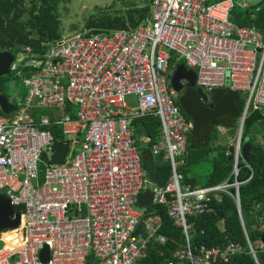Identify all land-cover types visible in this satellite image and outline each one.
Returning a JSON list of instances; mask_svg holds the SVG:
<instances>
[{
	"label": "built area",
	"instance_id": "obj_1",
	"mask_svg": "<svg viewBox=\"0 0 264 264\" xmlns=\"http://www.w3.org/2000/svg\"><path fill=\"white\" fill-rule=\"evenodd\" d=\"M259 2L152 0L150 17L135 29L78 31L44 43L42 52L24 46L14 54L9 72L24 95L14 96L10 114H0V192L23 212L19 234L0 247V264H85L90 255L93 264H138L148 243L164 240L157 234L160 216L143 217L136 208L143 189L184 235L168 264L225 262L242 251L232 242L223 248L192 243L189 218L209 212L211 199L232 186L238 204L239 183L184 181L191 125L169 85V60L170 52L184 60L206 94L229 88L246 96V112L264 108V30L231 20L233 7L254 14ZM129 95L136 105H127ZM37 110L47 114L34 117ZM146 115L160 121L151 154L170 166L163 185H151L141 166L132 121ZM51 126L72 143L81 135L76 154L62 165L50 162ZM241 141L242 127L233 174ZM44 245L47 262L39 258Z\"/></svg>",
	"mask_w": 264,
	"mask_h": 264
},
{
	"label": "trees",
	"instance_id": "obj_2",
	"mask_svg": "<svg viewBox=\"0 0 264 264\" xmlns=\"http://www.w3.org/2000/svg\"><path fill=\"white\" fill-rule=\"evenodd\" d=\"M59 1L0 0V50L17 54L22 47L29 46L35 52H42L44 43L59 39L61 37L57 13ZM151 2L152 0H143L141 1L142 5L129 3L124 11H99L87 18L84 28L95 32L112 29H135L150 17ZM258 5L260 10L254 14L250 10L241 9L237 6L233 7L231 20L238 26H255L264 30V0H260ZM169 61L171 67H176L180 63L186 66L185 61L179 59L173 52H170ZM11 77L9 72L0 77V94L5 97H7L5 91L9 87ZM188 91H191L198 98L195 89L188 88ZM231 92L225 95L229 101L227 106L221 107V109L217 107L207 109L210 111L213 126L225 125L229 118L237 121L241 117L246 96L236 91ZM212 94H215V90L210 93L214 97ZM177 104L185 118L190 121V116L183 111L178 102ZM70 111L71 117L74 118V111L72 109ZM0 114L2 115L1 111ZM40 114H47V112L37 110L34 112V117H38ZM255 123L264 125V108L256 109L249 106L242 124V138L252 133ZM132 124L135 129V137L139 143L141 164L144 167L145 154L151 156V146L156 142L160 131V121L153 115H146L134 119ZM50 129L56 140L67 142L70 146L73 144L70 155L72 158L79 145L80 133L72 143L61 135L58 127L51 126ZM142 136L147 137L148 142L142 143L139 140ZM208 151L209 149L202 148L192 151L193 159L206 158ZM43 159L49 162L45 155H43ZM213 162L212 169L204 176L202 185L210 186L224 180L230 184L237 181L239 183L238 204L233 197L235 192L233 186L228 189V193H220L213 197L209 212L189 218L193 227L191 232L192 243L223 248L232 242L241 246L242 251L240 253L232 254L225 262L218 261L213 264H264V157L249 154L246 161L239 160L236 176L232 173L233 168L230 161L214 159ZM154 165L153 173H150L151 179L158 185L165 184L170 174L168 162L163 161L159 156L156 157ZM181 171L184 174V181L194 185V181L186 175L184 165L181 167ZM136 207L144 208L143 217L152 213L160 216L161 225L157 234L164 239L163 241L153 240L148 243L145 254L138 261V264H168L175 250L185 242L181 229L174 226L165 206L152 204L151 192L148 189L139 192ZM13 209L16 212H23L22 205H14ZM93 262L94 257L90 255L85 264H93Z\"/></svg>",
	"mask_w": 264,
	"mask_h": 264
},
{
	"label": "water",
	"instance_id": "obj_3",
	"mask_svg": "<svg viewBox=\"0 0 264 264\" xmlns=\"http://www.w3.org/2000/svg\"><path fill=\"white\" fill-rule=\"evenodd\" d=\"M14 54L7 50H0V77L7 75L11 63L14 61ZM196 73L193 69L187 68L183 63L178 64L173 70L170 77V86L175 92H180L184 87L196 88L198 96L202 101H207L211 98L210 94H206L202 89L195 85ZM13 109L6 97L0 94V110L3 114L9 113ZM246 114V104L243 108L242 115L239 119L237 128L232 127L226 129L224 126L216 125L213 127L209 135L210 146L216 148L209 156H216L227 161L233 160L234 139L238 137L239 130L242 127L243 120ZM251 136L242 138L241 141V158L246 161L249 154L264 157V132L255 134L254 143L250 140ZM53 155L50 162L55 165H62L66 159L69 146L67 143H61L58 140L53 144ZM236 176V174H234ZM241 215V214H240ZM21 226V213L16 212L10 203L9 198L0 193V232L7 229H17ZM41 262H47L49 259V248L44 245L39 252Z\"/></svg>",
	"mask_w": 264,
	"mask_h": 264
},
{
	"label": "crops",
	"instance_id": "obj_4",
	"mask_svg": "<svg viewBox=\"0 0 264 264\" xmlns=\"http://www.w3.org/2000/svg\"><path fill=\"white\" fill-rule=\"evenodd\" d=\"M174 69H175V67H172V70H171V72L169 74V85H170V77H171V74H172ZM8 72H9V70H8ZM10 82L12 84V86H10V89L12 91V93H11L12 102H9L7 97H6V99H7L8 103L13 106V109L7 114H3L1 112L2 115H8L14 110V105H15L14 96H17V95L18 96H22V95H24V88L22 87V88L18 89L17 88L18 86L16 85L17 83L14 82L13 77H11V81ZM188 88H190V87H184L182 89V90H184V93L182 95H180V96L178 94L179 92L178 93L175 92L176 93V97H175L176 103L178 102L181 105L183 111L186 114H188L190 116V118H191L190 121L188 120L190 122L191 127H190V130H189L188 136H187L186 150H185V153H184V156H183L184 160H185L184 170H185V173L188 176V178H190V179H192L194 181L195 185H202L204 183V176L206 174H208L211 171V169H212V166H213V163H214L213 160L214 159L226 160V159H222L220 157H216V156H213V155L209 156V154L214 152L216 148H213V147L210 146L209 135L211 134V132L213 130V127L215 125L214 126L212 125V121L210 119V117H211L210 116V111H208L207 109L208 108L212 109L214 107H217V108L221 109V107L223 108V107L227 106L229 104V101L225 98V95L227 93H232L231 92L232 90H230L228 88L215 89V94H212V95H214V97L211 96V98L213 97L215 99V101H213L212 106H207V108H205L203 106V104H201V102H205V101H202V99L199 96H198V98H196L191 91H188ZM193 89L196 90V88H193ZM183 101H185L187 103V105H184ZM220 111L223 112V110H220ZM204 119H209V120H208V122L205 123ZM239 119L236 121V120H231L229 118V120L227 121V123L225 125H223V124H217V125L224 126L226 129H230L232 127H236L237 128ZM259 132H264V125H261L259 123H255L254 126H253L252 133H250V134H248L246 136L250 135L251 136L250 140L254 143L255 134L259 133ZM139 140L142 143L148 142V138L145 137V136L140 137ZM138 147H139V143H138ZM199 148L207 149V150L209 149L208 155L206 156L205 159L202 157V158H199V159L195 160V159H193L192 151H194L196 149H199ZM139 155H140V153H139ZM156 157H159V156H154L152 154L150 156L149 154H145V157H144L145 165H144V167H142L144 172L146 173V176H147L149 182L151 183V185H158L157 183H155L151 179V176H150V173H153V170H154V166H155L154 164L156 163ZM196 161L204 162L202 164L204 172H199L197 169L192 167L193 163L196 162ZM141 166H142V164H141ZM199 178L202 179L201 182L198 181ZM0 193H2V192H0ZM136 208L139 211H142V212L144 210V208H139V207H136ZM21 216H22V213H21ZM18 229L19 228L12 229V230L11 229H7V230H4V231H1L0 232V243H2V245H3L4 239H6V237H12V238L16 237L17 234H19V232H20V230H18Z\"/></svg>",
	"mask_w": 264,
	"mask_h": 264
},
{
	"label": "rangeland",
	"instance_id": "obj_5",
	"mask_svg": "<svg viewBox=\"0 0 264 264\" xmlns=\"http://www.w3.org/2000/svg\"><path fill=\"white\" fill-rule=\"evenodd\" d=\"M141 1L143 0H60L57 6V13L60 21L59 31L61 36H70L75 32L85 30L84 24L87 18L95 14L99 11L112 12L116 11H124L129 3L142 5ZM215 0H211L214 2ZM18 89L22 88L21 84H16ZM11 82L9 83L8 89L5 91L7 95V99L9 102H12L11 99ZM184 93V90L179 92V96ZM125 101L128 106L136 105V98L133 95H129L125 97ZM76 108H73L75 111ZM69 139H74L75 136H69ZM73 150V144L70 146L66 159L64 162H67L68 158H70L71 151ZM205 159V158H204ZM203 159V160H204ZM204 162L196 161L193 163L192 167L197 169L199 172H204L202 164ZM202 179H198L201 182ZM11 235V234H10ZM11 238V237H6ZM2 243H0V247Z\"/></svg>",
	"mask_w": 264,
	"mask_h": 264
},
{
	"label": "flooded vegetation",
	"instance_id": "obj_6",
	"mask_svg": "<svg viewBox=\"0 0 264 264\" xmlns=\"http://www.w3.org/2000/svg\"><path fill=\"white\" fill-rule=\"evenodd\" d=\"M213 101H215V99L213 100V99L211 98V99H209L208 101L201 102V104H203V106H204L205 108H207V106H212ZM183 104H184V105H187V103H186L185 101H183ZM208 120H209V119H204V122L206 123V122H208Z\"/></svg>",
	"mask_w": 264,
	"mask_h": 264
}]
</instances>
